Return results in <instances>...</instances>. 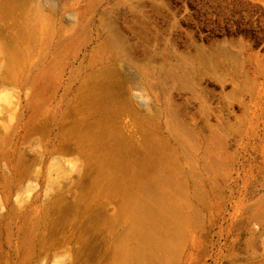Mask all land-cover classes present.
<instances>
[{
	"label": "rangeland",
	"instance_id": "rangeland-1",
	"mask_svg": "<svg viewBox=\"0 0 264 264\" xmlns=\"http://www.w3.org/2000/svg\"><path fill=\"white\" fill-rule=\"evenodd\" d=\"M24 1L0 9V57L23 33L0 72V264H110L129 190L163 172L188 217L171 264H264V0ZM36 3L49 24L23 21Z\"/></svg>",
	"mask_w": 264,
	"mask_h": 264
},
{
	"label": "bare ground",
	"instance_id": "bare-ground-1",
	"mask_svg": "<svg viewBox=\"0 0 264 264\" xmlns=\"http://www.w3.org/2000/svg\"><path fill=\"white\" fill-rule=\"evenodd\" d=\"M5 1V0H3ZM24 1V0H23ZM25 2V1H24ZM1 3V1H0ZM5 3V2H4ZM7 3V2H6ZM26 3V2H25ZM23 2H19V0L17 1H8V4H0V9L1 10H5V11H11L12 8H15L17 6L22 5L23 7ZM34 5V4H33ZM32 6V5H31ZM29 7V6H28ZM26 9V8H25ZM19 10V9H18ZM17 10V11H18ZM21 10V9H20ZM27 11V10H26ZM30 10L28 9V12ZM22 12V11H20ZM25 11H23L22 13H24ZM47 11L43 10V7H41L40 4L36 3L35 7L33 8V10L30 11L29 14H27V19L25 18V20H23L24 22H26V24L30 23V24H36V22L41 21L42 25L45 24V20L47 21V23L49 22V20H47L48 14L46 13ZM13 13V12H12ZM10 14V13H8ZM25 14V15H26ZM4 16V15H3ZM13 16V15H12ZM2 17V15H1ZM10 17V15L8 16ZM16 17V16H15ZM11 18V17H10ZM17 18V17H16ZM13 19V18H12ZM16 20V19H14ZM8 21V20H7ZM6 21V22H7ZM17 21V20H16ZM20 21V20H19ZM9 22V21H8ZM44 22V23H43ZM15 23V22H14ZM17 23V22H16ZM39 23V22H38ZM24 24V23H23ZM29 24V25H30ZM49 24V23H48ZM10 25V24H7ZM25 25V24H24ZM28 25V26H29ZM41 25V24H40ZM41 25V26H42ZM34 26V25H33ZM40 26V27H41ZM45 26V25H43ZM14 27V24H13ZM20 27V25H19ZM18 27V28H19ZM7 28V27H6ZM9 28V26H8ZM15 28V27H14ZM27 28V27H26ZM33 28V27H32ZM5 29V28H4ZM29 29V27H28ZM35 29V28H33ZM28 31V30H27ZM37 31V30H36ZM34 32V31H33ZM31 32V33H33ZM25 33V32H24ZM18 34V32H17ZM12 35V34H10ZM7 36V35H5ZM15 34L13 35L12 40H15L14 42H10L7 41L5 42L6 44L9 43V45L7 46L6 52L4 51L0 57V72L2 74H5V77H12L14 75H16V66L19 65L18 63L19 60L21 59L20 57H23V53H21V51L23 50V48L21 46H19V39L23 38V33L19 32V35H17L16 37H14ZM31 36V35H30ZM10 37V36H8ZM7 37V38H8ZM32 37V36H31ZM10 38V39H11ZM31 39V38H30ZM33 39V38H32ZM31 39V40H32ZM8 40V39H6ZM23 41V40H22ZM30 41V40H29ZM33 41V40H32ZM31 42V41H30ZM25 43V41H24ZM29 44V42H28ZM21 47V49H20ZM23 52V51H22ZM22 54V56H21ZM23 60V59H22ZM20 67V66H19ZM81 139V138H80ZM79 139V140H80ZM91 142V141H90ZM119 142H117L118 144ZM122 143V142H121ZM156 143V142H155ZM153 144V143H152ZM91 146V145H90ZM119 145H117L118 147ZM150 146H152L150 144ZM80 147V146H79ZM120 147V146H119ZM123 148V147H122ZM129 148V147H128ZM127 148V149H128ZM152 148V147H149ZM85 149V148H84ZM89 149V147H88ZM115 148H113L114 150ZM117 149V148H116ZM114 151H118L117 153H122V149H117ZM144 149H147L146 147ZM102 150V149H101ZM111 150V149H110ZM158 150H161L160 148ZM89 151V150H88ZM125 151V150H123ZM128 151V150H127ZM96 152V151H95ZM106 152V151H105ZM147 152V151H145ZM156 152V151H155ZM154 152V153H155ZM110 153V152H109ZM113 153V152H112ZM128 153V152H127ZM142 153V152H141ZM166 153V151H165ZM169 153V152H168ZM103 154V153H102ZM102 154L100 156H102ZM106 154V153H104ZM157 155V152L155 153ZM170 154V153H169ZM96 155V154H95ZM114 155V154H112ZM142 155V159L143 161L146 160L147 163L145 162V166H151L153 163V161L150 159H154V157H151L149 155ZM155 155V157H156ZM111 156V155H110ZM128 156V155H127ZM161 156V155H160ZM99 157V155L97 156V158ZM109 157V156H108ZM158 157V156H157ZM156 157V158H157ZM92 158V157H91ZM102 158V157H101ZM112 158V157H111ZM114 158V157H113ZM119 158V157H117ZM164 158V157H163ZM162 158V159H163ZM99 159V158H98ZM110 159V158H109ZM128 159V158H127ZM131 159V158H130ZM168 159V158H166ZM91 160V159H90ZM93 160V159H92ZM157 160V159H156ZM89 161V159H88ZM101 161H104L100 159V163L102 164ZM115 161V159L113 160V162ZM120 161V159H119ZM118 161V162H119ZM142 161V162H143ZM155 161V160H154ZM140 162V161H139ZM97 163V162H96ZM107 163V162H106ZM105 163V164H106ZM112 163V162H111ZM141 163V162H140ZM139 163V164H140ZM90 164V163H89ZM88 164V166H89ZM95 164V161H94ZM98 164V163H97ZM97 164L95 165V167L97 166ZM104 164V166H105ZM120 164V163H119ZM138 164V166H139ZM93 165V164H91ZM111 165V164H110ZM117 165V162H116ZM115 165V166H116ZM144 165V164H143ZM142 165V166H143ZM121 166V165H120ZM137 166V167H138ZM163 166V165H162ZM94 167V168H95ZM98 171L102 170L103 167L102 166H97ZM111 167V166H110ZM109 167V168H110ZM90 169V166L88 167ZM88 168H83L84 173L88 172ZM132 168H133V163L131 161H129L128 163L125 164V171L128 173L129 176V182H134L136 180L135 178V174L132 172ZM153 168V167H152ZM105 169V168H104ZM118 169H119V165H118ZM144 169V168H143ZM163 169V168H162ZM94 170V169H93ZM92 170V171H93ZM139 170V169H138ZM91 171V176L92 173ZM104 171V170H103ZM118 171V170H117ZM116 171V172H117ZM124 171V172H125ZM135 171H137L135 169ZM143 171V170H141ZM163 171V170H162ZM166 171V170H165ZM170 171V170H169ZM97 172V171H96ZM95 172V173H96ZM101 172V171H100ZM132 172V173H131ZM176 172V171H175ZM173 172V173H175ZM99 173V172H98ZM97 173V174H98ZM106 173V172H105ZM123 173V172H122ZM88 174V175H90ZM104 174V172H103ZM110 174V173H109ZM172 174V173H170ZM168 174V175H170ZM94 175V174H93ZM99 175V174H98ZM100 175H102V173H100ZM157 175V174H156ZM166 175L164 172L160 175H157V177L152 178V180L148 181L147 178L146 180V184L142 185V190L140 189V191L137 192H132L129 190V194L126 196L125 201H124V205L123 207V211L124 214L126 216L127 219V227H126V238H130L131 242H127V241H120L118 243L115 244V246L112 249V256H113V260L110 264H171L172 262H174V258L176 256V254L178 253L183 238H184V230L183 227L184 225H186V223L188 222V217L187 215L183 212L184 210L182 209V206L180 203H178L174 198H173V194H171V185H170V178L169 176ZM176 175V174H175ZM106 176V175H105ZM120 176V175H119ZM119 176L117 178H119ZM140 176V175H139ZM173 177V175H170ZM102 176H100L101 178ZM171 177V178H172ZM98 177H96V181ZM174 178V177H173ZM177 178V176H176ZM102 179V178H101ZM95 180V177L94 179ZM139 180V179H138ZM144 180V181H145ZM174 180V179H173ZM176 180V179H175ZM174 180V181H175ZM128 181V180H127ZM137 181V180H136ZM135 181V183H136ZM143 181V180H142ZM141 181V183H142ZM177 181V180H176ZM102 182V181H101ZM115 182V181H114ZM97 183V182H96ZM94 183V184H96ZM104 183V182H103ZM105 183H107V181H105ZM139 183V184H141ZM177 183H179L177 181ZM99 184V182H98ZM111 184V183H110ZM97 185V184H96ZM95 185V186H96ZM104 185V184H103ZM113 186V185H112ZM128 187V185H126ZM173 186V185H172ZM182 186V185H181ZM97 187V186H96ZM99 187V186H98ZM104 187V186H103ZM102 187V188H103ZM176 187V185H175ZM173 190H178L177 187ZM180 187V186H179ZM178 187V188H179ZM119 188V187H118ZM140 188V187H139ZM105 189V188H104ZM128 189V188H127ZM130 189V188H129ZM182 189V188H181ZM94 190V189H93ZM96 190V189H95ZM107 190V189H105ZM111 190V188H110ZM122 190V189H120ZM118 192H121V191ZM100 191V190H99ZM102 191V190H101ZM109 191V190H107ZM175 191V192H176ZM197 191V190H196ZM125 193L128 191H124ZM200 192V191H199ZM124 193V195H125ZM179 193V191L177 192ZM181 193V192H180ZM179 193V194H180ZM183 195V191L181 193ZM198 193H196L197 196ZM119 195V194H118ZM121 195V194H120ZM186 195V194H184ZM200 196V195H198ZM197 196V197H198ZM122 197V196H121ZM183 197V196H182ZM187 197V196H186ZM204 197V196H202ZM120 198V197H119ZM185 198V196L183 197ZM200 198V197H199ZM121 199V198H120ZM124 200V199H123ZM189 200V199H188ZM121 201V200H120ZM190 204V201H188ZM185 203V202H184ZM190 206V205H188ZM65 209V208H63ZM61 211V210H60ZM68 212V210H66ZM65 211V212H66ZM121 211V210H120ZM188 212V211H187ZM65 215V213H63L62 211V215ZM121 214V212H120ZM60 215V214H59ZM58 215V216H59ZM64 217V216H63ZM57 219V218H56ZM54 218V220H56ZM59 220V218H58ZM56 220V221H58ZM57 223V222H55ZM55 225V224H54ZM54 227V226H53ZM187 234V233H186ZM86 252L85 249H82ZM85 254V253H84ZM83 257L82 255L80 256V252L77 253L75 256L72 257V259L69 261L68 264H80V258Z\"/></svg>",
	"mask_w": 264,
	"mask_h": 264
}]
</instances>
